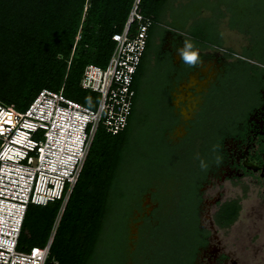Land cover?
<instances>
[{"label":"trees","instance_id":"obj_1","mask_svg":"<svg viewBox=\"0 0 264 264\" xmlns=\"http://www.w3.org/2000/svg\"><path fill=\"white\" fill-rule=\"evenodd\" d=\"M133 1L0 0V104L23 111L42 89L63 87L68 97L81 91L85 66L107 65L115 46L112 35L122 30ZM182 1L140 0L142 14L153 24L134 75L136 95L127 125L115 136L98 131L45 264H193L198 247L204 244L208 232L199 226L198 186L188 185L190 173L180 145L171 146L164 138L165 128L150 119V107L140 105L144 95L152 105L156 90L166 80L164 71L157 74L151 66L157 47L152 29L165 24L185 30L195 48L221 49L219 25L227 17L229 28L249 39L251 34L256 36L244 58L264 61V0H185L187 5ZM204 10L211 14L209 19L201 17ZM225 54L235 53L226 49ZM239 63L235 69L256 82L258 66ZM144 79L147 90L141 94ZM147 192L157 207L138 219L141 224L132 241V209L142 208L141 197ZM58 208L59 202L29 207L20 247L27 232L31 241L42 236L45 245ZM238 212L239 207H232L217 225L229 228Z\"/></svg>","mask_w":264,"mask_h":264},{"label":"built area","instance_id":"obj_2","mask_svg":"<svg viewBox=\"0 0 264 264\" xmlns=\"http://www.w3.org/2000/svg\"><path fill=\"white\" fill-rule=\"evenodd\" d=\"M153 20L134 0L107 65L85 66L79 88L98 96L93 108L42 89L23 111L0 104V264H45L64 208L99 130L115 136L130 115L134 75ZM59 202L42 247H20L30 206Z\"/></svg>","mask_w":264,"mask_h":264},{"label":"flooded vegetation","instance_id":"obj_3","mask_svg":"<svg viewBox=\"0 0 264 264\" xmlns=\"http://www.w3.org/2000/svg\"><path fill=\"white\" fill-rule=\"evenodd\" d=\"M152 30L157 47L151 66L157 74L165 72L166 80L161 90H156L152 105L146 102V95L141 97L140 105L150 107V119L165 128L167 142L171 146L180 145L190 173L188 185L198 186L199 226L208 233L193 264H237L219 246L218 230L227 228L217 223L226 219L232 207H239L238 216L241 211L239 199L222 200L225 182L240 186L246 181L264 196V65L258 66L254 82L253 77L243 76L235 69L241 66V59L234 55L227 57L224 47H205L195 48L198 61L190 66L180 59L177 51L187 40L182 31L165 24H157ZM146 86L144 79L141 94L146 93ZM201 161L206 168H201ZM216 188L215 195H205ZM145 195L144 202L148 203L140 217L149 216L157 207L151 193ZM136 224L138 232L141 221Z\"/></svg>","mask_w":264,"mask_h":264},{"label":"rangeland","instance_id":"obj_4","mask_svg":"<svg viewBox=\"0 0 264 264\" xmlns=\"http://www.w3.org/2000/svg\"><path fill=\"white\" fill-rule=\"evenodd\" d=\"M182 2L184 3L183 5H187L185 0ZM210 15L211 14L208 11H203L201 13V17L205 19H209ZM227 19V17L222 19L219 25L223 47L232 50L235 53L234 56L241 60L257 66L264 64V61L258 57L253 60H247L244 58L247 53V46L252 44L250 40L253 38L255 39L256 36L251 34L249 39L248 35L230 29L227 23L229 22V19ZM184 31L182 32L185 34ZM74 93L75 95H73V97L76 96L77 98L71 96L68 97L66 94L65 96L71 100L79 102L80 104H84L89 108H93L97 103L98 96L96 94L82 90H77V92L74 91ZM246 183L247 182L244 181L242 183L243 185L234 186L225 182L222 190V200L239 199L241 211L237 220L229 228L218 230L217 241L219 242V246H221L237 264H264V196L261 195V192L258 191L257 187ZM243 188H246L245 192H243ZM217 191V188L209 189L205 195L213 196ZM242 194L243 197H241ZM145 196L146 195L144 194L141 197L142 208L140 210L137 207L132 209L133 218L130 219L129 227L134 225V220L138 222L140 216L145 212V207L148 203L147 201L144 202ZM36 237L37 241H31L29 233L27 232L24 237V245L21 246L23 250H28L31 246L42 247L43 241H41V239L43 237Z\"/></svg>","mask_w":264,"mask_h":264},{"label":"clouds","instance_id":"obj_5","mask_svg":"<svg viewBox=\"0 0 264 264\" xmlns=\"http://www.w3.org/2000/svg\"><path fill=\"white\" fill-rule=\"evenodd\" d=\"M178 55L188 65H194L198 61V52L195 50V44L191 40H185L183 47L178 49ZM217 163H220V158L217 157ZM207 165L201 161V168H206Z\"/></svg>","mask_w":264,"mask_h":264},{"label":"water","instance_id":"obj_6","mask_svg":"<svg viewBox=\"0 0 264 264\" xmlns=\"http://www.w3.org/2000/svg\"><path fill=\"white\" fill-rule=\"evenodd\" d=\"M136 227H137V224L131 226V229H130V239H131V240L136 239V234H137V229H136ZM130 247H131V249H133L132 242L130 243Z\"/></svg>","mask_w":264,"mask_h":264}]
</instances>
